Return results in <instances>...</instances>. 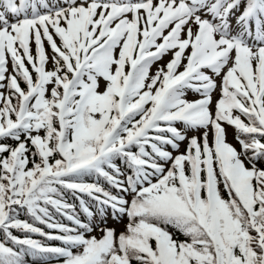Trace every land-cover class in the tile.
Listing matches in <instances>:
<instances>
[{"label": "snow or ice", "instance_id": "snow-or-ice-1", "mask_svg": "<svg viewBox=\"0 0 264 264\" xmlns=\"http://www.w3.org/2000/svg\"><path fill=\"white\" fill-rule=\"evenodd\" d=\"M0 264H264V0H0Z\"/></svg>", "mask_w": 264, "mask_h": 264}]
</instances>
